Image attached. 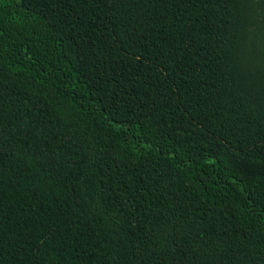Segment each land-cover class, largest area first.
I'll use <instances>...</instances> for the list:
<instances>
[{
    "label": "trees",
    "instance_id": "obj_1",
    "mask_svg": "<svg viewBox=\"0 0 264 264\" xmlns=\"http://www.w3.org/2000/svg\"><path fill=\"white\" fill-rule=\"evenodd\" d=\"M0 264H264V0H0Z\"/></svg>",
    "mask_w": 264,
    "mask_h": 264
}]
</instances>
